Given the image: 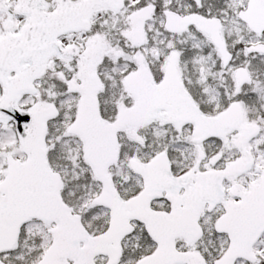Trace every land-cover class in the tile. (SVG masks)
<instances>
[{
    "label": "snow or ice",
    "instance_id": "obj_1",
    "mask_svg": "<svg viewBox=\"0 0 264 264\" xmlns=\"http://www.w3.org/2000/svg\"><path fill=\"white\" fill-rule=\"evenodd\" d=\"M0 264H264V0H0Z\"/></svg>",
    "mask_w": 264,
    "mask_h": 264
}]
</instances>
